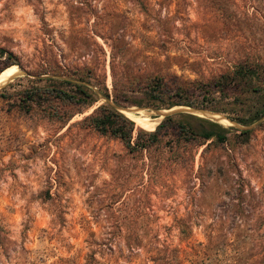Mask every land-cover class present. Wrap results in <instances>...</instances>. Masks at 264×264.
Returning a JSON list of instances; mask_svg holds the SVG:
<instances>
[{"label":"rangeland","instance_id":"obj_1","mask_svg":"<svg viewBox=\"0 0 264 264\" xmlns=\"http://www.w3.org/2000/svg\"><path fill=\"white\" fill-rule=\"evenodd\" d=\"M0 47L18 63L0 73H26L0 83V264H264V117L243 137L214 111L233 128L223 145L167 132L129 153L82 121L99 92L66 121L49 100L17 104L55 69L90 70L111 98L136 76L188 86L264 63V0H0ZM231 95L215 102L235 113ZM117 105L147 131L164 117ZM128 236L177 251L129 252Z\"/></svg>","mask_w":264,"mask_h":264},{"label":"trees","instance_id":"obj_2","mask_svg":"<svg viewBox=\"0 0 264 264\" xmlns=\"http://www.w3.org/2000/svg\"><path fill=\"white\" fill-rule=\"evenodd\" d=\"M0 59L4 61L0 71L16 63L12 54L1 47ZM73 74L70 77V75H63L61 70H53L52 74L45 78L51 82L50 87L44 85L23 90L17 104L28 106L33 103L40 104L42 100H49L48 112L57 119L66 121L74 113L80 112L82 106L91 105L97 99L96 92H99L107 101L96 106L82 118V121L101 135L118 139L129 153L147 150L157 144L160 137L167 132L180 136L179 139L183 142L205 143L204 149L212 144L217 147L226 143L227 134L233 128L192 114L179 113V119L175 122H170L171 114L165 115L154 129L157 121L137 123L141 127L153 129L147 131L135 127V120L114 109L111 103L139 107L146 105L154 109L170 108L176 105L201 106L223 112L227 118L240 125H249L264 117V63L257 60L241 59L231 69L206 82H194L188 86L167 82L159 74L132 77L128 89H123V95L113 91L111 98L104 83L97 80L90 70H75ZM136 91L140 97L125 95L126 92ZM214 93L220 97L232 94L235 103H238L240 107L235 113L220 107L215 102ZM241 109H243L242 112L239 111ZM236 130L243 137H246L250 131L249 129ZM126 230L131 232L128 226ZM139 246L153 249L157 255L163 251H177L175 248L168 249L165 239L159 240L157 237L154 240L141 241L128 236L125 240V248L129 252Z\"/></svg>","mask_w":264,"mask_h":264},{"label":"water","instance_id":"obj_3","mask_svg":"<svg viewBox=\"0 0 264 264\" xmlns=\"http://www.w3.org/2000/svg\"><path fill=\"white\" fill-rule=\"evenodd\" d=\"M17 74H26L24 70H16V72L13 75H17ZM99 95V94H98ZM99 97L103 100V101H107L106 98H104L103 96L99 95ZM111 106L118 110L121 113H125L128 112L129 109L121 107L117 104L112 103ZM136 110V109H135ZM175 112H183V113H188V114H192V115H196L202 118H206L209 120H213L215 122H218V118L215 117V115H219L222 116L216 112H214L213 110H210L208 108H204L201 106H184V105H176V106H172L170 108L167 109H163V110H153L152 114L157 115V116H165L171 113H175ZM228 120V122L232 125L237 126L236 122H234L233 120L229 119V118H225ZM248 126H243V127H239L240 129H245L248 128Z\"/></svg>","mask_w":264,"mask_h":264},{"label":"bare ground","instance_id":"obj_4","mask_svg":"<svg viewBox=\"0 0 264 264\" xmlns=\"http://www.w3.org/2000/svg\"><path fill=\"white\" fill-rule=\"evenodd\" d=\"M16 72V69L10 68L6 69L5 71L0 73V83H3L4 81L8 80L10 77L13 76V74ZM13 78V77H12ZM137 111V110H135ZM218 119L221 117L219 115H215Z\"/></svg>","mask_w":264,"mask_h":264}]
</instances>
